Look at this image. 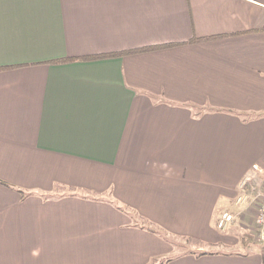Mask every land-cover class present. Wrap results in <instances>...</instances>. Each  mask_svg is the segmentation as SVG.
<instances>
[{"label": "crops", "instance_id": "obj_1", "mask_svg": "<svg viewBox=\"0 0 264 264\" xmlns=\"http://www.w3.org/2000/svg\"><path fill=\"white\" fill-rule=\"evenodd\" d=\"M261 191L264 0H0V264H264Z\"/></svg>", "mask_w": 264, "mask_h": 264}, {"label": "built area", "instance_id": "obj_2", "mask_svg": "<svg viewBox=\"0 0 264 264\" xmlns=\"http://www.w3.org/2000/svg\"><path fill=\"white\" fill-rule=\"evenodd\" d=\"M254 167L257 168V165H254ZM247 198V194H241L237 199V203H243ZM254 200L257 203V212L254 217L255 225L253 227V235H255V238L262 242V245L264 246V192L261 191L256 193ZM234 219L235 215L232 212L225 211L219 219L218 227L220 229L226 228V226Z\"/></svg>", "mask_w": 264, "mask_h": 264}, {"label": "rangeland", "instance_id": "obj_3", "mask_svg": "<svg viewBox=\"0 0 264 264\" xmlns=\"http://www.w3.org/2000/svg\"><path fill=\"white\" fill-rule=\"evenodd\" d=\"M253 225H255V222ZM253 238H254L253 244L255 245V248H257V250L264 251V246L262 245V242L257 240L255 238V235ZM169 239L173 242V246H174V253H172V255L173 254L179 255V254H184V253L200 254L202 252H213L216 250L215 247L213 248L210 245H207L204 243L202 244L194 243L190 240H187L186 238H181V237L174 236V235H170ZM168 257H173V256L169 255Z\"/></svg>", "mask_w": 264, "mask_h": 264}, {"label": "trees", "instance_id": "obj_4", "mask_svg": "<svg viewBox=\"0 0 264 264\" xmlns=\"http://www.w3.org/2000/svg\"><path fill=\"white\" fill-rule=\"evenodd\" d=\"M170 44H165V45H161V46H157V45H154V46H146V47H141V48H136V49H131L129 51H125V52H140V51H147V50H152V49H156V48H160L162 46H168ZM83 58H86V57H83ZM65 60H68L66 58L64 59H56L54 60L55 62H61V61H65ZM187 240H190L194 243H198V244H202L203 242L195 237H187L186 238ZM172 259V257H166L164 258L163 260L159 261V262H155V263H151V264H165L166 262H169L170 260Z\"/></svg>", "mask_w": 264, "mask_h": 264}]
</instances>
